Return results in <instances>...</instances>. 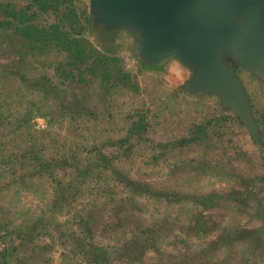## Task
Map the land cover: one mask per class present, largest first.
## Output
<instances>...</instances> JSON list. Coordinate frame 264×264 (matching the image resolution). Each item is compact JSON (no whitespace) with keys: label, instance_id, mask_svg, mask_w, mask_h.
Returning <instances> with one entry per match:
<instances>
[{"label":"rangeland","instance_id":"1","mask_svg":"<svg viewBox=\"0 0 264 264\" xmlns=\"http://www.w3.org/2000/svg\"><path fill=\"white\" fill-rule=\"evenodd\" d=\"M98 3L0 0V264H264V45Z\"/></svg>","mask_w":264,"mask_h":264},{"label":"crops","instance_id":"2","mask_svg":"<svg viewBox=\"0 0 264 264\" xmlns=\"http://www.w3.org/2000/svg\"><path fill=\"white\" fill-rule=\"evenodd\" d=\"M97 1L100 10L117 17L133 22L144 17L148 30L169 31L164 37L175 44L201 41L210 48L205 54L231 76L232 63H257L258 46L264 45V0H141L139 10L133 8L136 0Z\"/></svg>","mask_w":264,"mask_h":264},{"label":"water","instance_id":"3","mask_svg":"<svg viewBox=\"0 0 264 264\" xmlns=\"http://www.w3.org/2000/svg\"><path fill=\"white\" fill-rule=\"evenodd\" d=\"M139 10V9H138ZM154 29V28H153ZM167 33L165 34V35H163V37L162 36H160L161 38H164V39H166L164 36H167V34L169 33V31H166ZM166 42H167V44L168 45H171L172 47H182V44H175V42H174V40H172V39H166ZM173 44H175V45H173ZM197 57L199 58L200 56L197 54ZM256 58V57H255ZM200 61H204V60H200ZM211 62V63H213V64H216V62H214V61H212L211 60V58H209L208 59V61L207 62ZM256 62L260 65V63H259V60L256 58ZM220 66V65H219ZM261 67H262V69L264 70V65L262 66V65H260ZM220 69H222L223 71H220V70H218V69H213V72H221L220 74H223L224 75V77L225 78H229V79H232V76L229 74V73H227L222 67L220 68ZM216 77H218L217 75H216ZM232 81V80H231ZM234 84V83H233ZM230 88H234V87H230ZM235 88H237V87H235Z\"/></svg>","mask_w":264,"mask_h":264}]
</instances>
